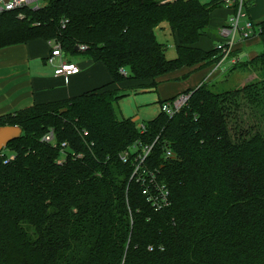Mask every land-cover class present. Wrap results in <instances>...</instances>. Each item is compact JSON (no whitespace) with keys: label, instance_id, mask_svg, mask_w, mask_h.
I'll use <instances>...</instances> for the list:
<instances>
[{"label":"trees","instance_id":"obj_1","mask_svg":"<svg viewBox=\"0 0 264 264\" xmlns=\"http://www.w3.org/2000/svg\"><path fill=\"white\" fill-rule=\"evenodd\" d=\"M42 1L0 15V49L44 40L66 58L102 63L111 81L0 117V127L22 130L0 152V264H264V20L256 30L262 50L242 61L235 48L227 60V71H253L255 80L222 93L202 82L182 94L188 100L179 113L160 111L139 124L118 117L122 94L110 85L155 89L182 68L214 70L224 56L218 29L237 6ZM254 1L244 0L246 14ZM220 8L229 15L212 33L211 14ZM163 24L173 60L157 39ZM204 38L211 49L198 46ZM246 106L261 124L231 127ZM158 187L169 204L155 210L147 194Z\"/></svg>","mask_w":264,"mask_h":264},{"label":"crops","instance_id":"obj_2","mask_svg":"<svg viewBox=\"0 0 264 264\" xmlns=\"http://www.w3.org/2000/svg\"><path fill=\"white\" fill-rule=\"evenodd\" d=\"M260 3L264 6V0ZM253 13L256 14L254 11ZM261 13H257L259 21L254 23L251 18L252 15L247 11V19L252 22L254 27L264 20V11ZM228 15L229 11L225 8L215 10L211 14L210 26L217 30L226 21ZM215 44H218V41ZM255 44H258L257 36L245 42L237 43L233 50L235 48L236 50L240 49V56L251 59L258 53L253 51ZM198 46L204 50H209L213 44L211 40L204 38ZM52 49L53 45L44 40H34L26 44L0 49V117L14 114L35 104L59 102L81 95L101 87L106 77L108 78V71L102 63L93 62L87 58L76 60L77 55L67 58L62 55L55 57L52 63H48L47 60L51 56ZM62 62L77 65L80 69L79 73L68 77H56L54 71ZM226 63L225 61L223 64H219L216 71L211 68L196 71L191 68H182L160 77L157 87L148 92L151 94L148 98L133 97L135 107H139L133 114L134 117L124 119H133L137 123L141 121L139 120L141 118L150 119L147 114L144 115L143 111L151 103L160 105L161 101L180 96L186 90L198 87L202 82L211 81L228 70L229 63L227 65ZM241 81L246 83L248 80ZM136 93L131 92L133 96H136ZM124 109L121 106L123 112Z\"/></svg>","mask_w":264,"mask_h":264},{"label":"rangeland","instance_id":"obj_3","mask_svg":"<svg viewBox=\"0 0 264 264\" xmlns=\"http://www.w3.org/2000/svg\"><path fill=\"white\" fill-rule=\"evenodd\" d=\"M260 1L262 0H258V2L253 3L251 6H248V11L250 13L251 18L253 20L254 23L258 22V14H262L261 12L264 11V6L261 5ZM43 5V1L40 0L38 2V7ZM35 6V5H34ZM253 11L256 13L254 14ZM244 12H246L245 8H244ZM246 18H242L240 20V26L243 25V23L246 21ZM163 32H161V30H157L156 31V35H157V39L159 40V42H161L162 44L165 45L166 47V58L168 60H173L174 58H176V53H175V48H174V41L171 35V32L168 28V26L166 24H163ZM211 27V26H210ZM167 28V29H166ZM212 29V33H215L214 28L211 27ZM255 30H257V26L254 27ZM236 40H238V36H236ZM262 50V48L259 46V44H255L254 45V49L253 51H257L260 52ZM242 61H245V57L244 56H240L239 57ZM79 59H85V57L81 54L76 56V60ZM228 63H226L227 65ZM217 67L213 70L216 71ZM218 70V69H217ZM248 70H239L237 69L236 71H226L224 72L222 75H218L217 77L213 78L211 81L209 80V82H207L209 84V86L212 88V90L214 92L217 93H222L228 90H232L234 88H236L237 86H243L245 83H243V81L241 80H245L247 79L248 82L253 81L257 78V74L253 71H249ZM252 72V73H250ZM107 76L105 79V82L101 85H107L110 81H111V77L109 75V73L107 72ZM242 76V79H241ZM248 76V77H247ZM246 77V78H245ZM146 84V82H140V81H134L131 82L129 84H120V85H110V88L115 89V90H120L121 94H122V98L119 101V103L117 104L116 109H117V114L119 118H131L134 117L133 114L136 113V109L139 106L134 105V101H133V97H145L148 98L149 94L148 92L150 91V89H142L141 85ZM131 92H137L136 96H133L131 94ZM119 105V107H118ZM124 105V106H123ZM121 106L124 107L125 109V113L121 110ZM134 107V108H133ZM161 107L158 103H151L150 106H148L144 111V115L147 114L150 118H155L156 115L160 112ZM255 109H252L250 107H244L241 111H240V115L238 118L236 116V119L233 120L232 122H230L231 127H234L235 125H237L241 130L242 129H247L252 125H260L261 122L256 118L255 116V111H253ZM150 119H139L141 120L139 122V124L144 123V122H148Z\"/></svg>","mask_w":264,"mask_h":264},{"label":"built area","instance_id":"obj_4","mask_svg":"<svg viewBox=\"0 0 264 264\" xmlns=\"http://www.w3.org/2000/svg\"><path fill=\"white\" fill-rule=\"evenodd\" d=\"M40 0H0V15L7 11H13L15 9L22 8L23 6H34L38 7V2ZM11 5V7H9ZM223 5L225 8L230 9L237 6L236 12L231 15L224 26L218 29V35L221 38L220 43L217 44L216 48L221 51L224 55L223 60L220 64H223L225 61L229 59L230 54L233 51V48L237 43H242L247 41L248 39L256 36V30L254 29V25L247 19V14L244 12V0H223ZM242 18H246L247 20L240 26V20ZM236 36H238V40H236ZM80 50H84V47H81ZM62 52L60 46L53 44V49L51 52V56L48 58L47 62L52 63L55 57H61ZM236 60H230L231 64H234ZM80 69L77 65L70 62H62L54 71V75L56 77H68L70 75H75L79 73ZM120 73L126 75L125 71L120 70ZM188 100L187 96H179L177 99L170 103H166L161 107V112H164L169 117L174 116L179 113L181 108L186 104ZM45 142L53 141V132L51 131L47 136L43 138ZM151 148H146L144 150V156L141 158V163L147 157ZM172 154L170 151L166 152V157H171ZM125 160V157H122ZM139 167V166H138ZM137 167V170H138ZM158 193L155 195L147 194L146 190L144 194H147V200L152 204L155 210H160L165 206H168V192L164 189V187L157 188Z\"/></svg>","mask_w":264,"mask_h":264},{"label":"water","instance_id":"obj_5","mask_svg":"<svg viewBox=\"0 0 264 264\" xmlns=\"http://www.w3.org/2000/svg\"><path fill=\"white\" fill-rule=\"evenodd\" d=\"M9 0H6L8 2ZM77 50V48H76ZM61 110L60 113H63ZM22 130L19 127H0V152L12 141L21 136Z\"/></svg>","mask_w":264,"mask_h":264},{"label":"snow or ice","instance_id":"obj_6","mask_svg":"<svg viewBox=\"0 0 264 264\" xmlns=\"http://www.w3.org/2000/svg\"><path fill=\"white\" fill-rule=\"evenodd\" d=\"M9 7H11V5H9Z\"/></svg>","mask_w":264,"mask_h":264}]
</instances>
